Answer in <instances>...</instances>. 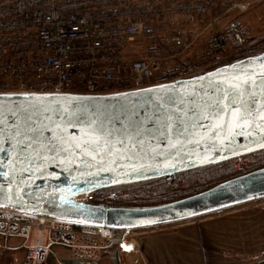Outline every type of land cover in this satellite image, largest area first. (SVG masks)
I'll list each match as a JSON object with an SVG mask.
<instances>
[{"label":"water","instance_id":"1","mask_svg":"<svg viewBox=\"0 0 264 264\" xmlns=\"http://www.w3.org/2000/svg\"><path fill=\"white\" fill-rule=\"evenodd\" d=\"M263 150L264 49L119 92L0 93V210L114 230L184 222L264 199V167L157 205L85 198Z\"/></svg>","mask_w":264,"mask_h":264},{"label":"built area","instance_id":"2","mask_svg":"<svg viewBox=\"0 0 264 264\" xmlns=\"http://www.w3.org/2000/svg\"><path fill=\"white\" fill-rule=\"evenodd\" d=\"M260 1L225 4L244 13ZM212 5L211 0H0V93H109L193 76V68L227 56V36L211 39L197 63L184 61L188 46L176 35L164 37L158 22L202 17ZM176 177L164 180L171 184ZM116 195L98 191L85 200L106 206ZM159 227L114 230L0 210V236L29 242L22 264H47L53 246L67 248L74 258L96 259L101 250L137 244Z\"/></svg>","mask_w":264,"mask_h":264},{"label":"crops","instance_id":"3","mask_svg":"<svg viewBox=\"0 0 264 264\" xmlns=\"http://www.w3.org/2000/svg\"><path fill=\"white\" fill-rule=\"evenodd\" d=\"M212 4V8L220 13L224 10L226 14L238 12L228 10L225 0ZM262 5L264 0L255 2L244 13L233 15L224 30L234 28L235 20ZM207 14L209 20L206 28L195 40L218 31L216 24L211 23L213 16L219 13L209 10ZM263 20L264 17L259 19ZM237 28L244 27L240 24ZM251 29L264 31V27L258 26ZM257 35L251 36L257 38ZM24 241L18 237L4 239L0 236V264H22L26 245L29 243ZM31 241L33 242L32 238ZM47 264H264V206L244 204L192 220L161 226L140 236L137 244L131 242L120 249L111 246L101 250L96 259L74 258L67 248L53 246Z\"/></svg>","mask_w":264,"mask_h":264},{"label":"trees","instance_id":"4","mask_svg":"<svg viewBox=\"0 0 264 264\" xmlns=\"http://www.w3.org/2000/svg\"><path fill=\"white\" fill-rule=\"evenodd\" d=\"M233 41L237 48L242 44L236 40ZM246 45L248 44H244L245 47L238 51L235 58H243L260 53L264 49V40L259 42L255 47L253 45L247 47ZM225 64L227 63L224 62L223 64L209 68L208 71ZM243 158L248 160V166L244 169L242 168L240 171L236 170L237 168L234 164L238 159L229 160L221 164L180 173L177 175L179 185L173 183L170 186L162 178L105 189L103 190L104 192L115 191L119 195L114 200L105 204L110 207H140L171 202L200 193L219 183L264 167V150ZM91 204L99 205L95 202Z\"/></svg>","mask_w":264,"mask_h":264},{"label":"rangeland","instance_id":"5","mask_svg":"<svg viewBox=\"0 0 264 264\" xmlns=\"http://www.w3.org/2000/svg\"><path fill=\"white\" fill-rule=\"evenodd\" d=\"M211 1L214 4L215 2H218V0H211ZM209 10H215L219 13L213 16L214 19L212 20V23H211V24H216V29L218 31L210 33L207 37L201 36L199 39L195 40L206 28L207 22L209 20V14H207ZM209 10L202 17H197V16H187L186 17L185 15H180L177 17L176 20L170 19L169 21H165L164 19L163 20L159 19V22H158L159 31L164 37L168 38L172 35H177L178 39H180V41H183L184 44L188 46L186 50L182 51L181 59L184 61L191 60L192 62L197 63V59L200 56H203V54L207 52L206 45L211 39H213L217 35H222V34L227 36V45L225 46L227 56H222L220 57L219 60L209 59V61L205 65L200 66V68H193L196 70V72L194 73L195 75L208 71L209 68L223 64L224 62L229 63V62L234 61L235 59H240V58H235V55L238 53V51H240L241 49L245 47L244 44H248L246 45L247 47L251 45L255 47L257 46V44H259V42L264 40V31H260L259 29H255V30L251 29V27L253 26L264 27V20L259 21V19L264 17V5L259 6L258 8L250 12L248 15H243L239 17L237 20H235L233 25H236L235 26L236 28L234 27L232 29H225V30L224 28L230 22L229 19L232 18L233 15L235 16L236 14H238V12L235 11L236 13L233 12V13L226 14L225 10L223 11V13H220V11L216 10V8L215 9L210 8ZM217 20L219 23H217ZM240 24L242 25V27L246 29L244 28L238 29L237 26ZM228 27L230 28V26ZM258 31L260 32L258 33ZM230 33H232L231 36H230ZM252 34H256V35L258 34L257 38L252 37L251 36ZM236 35L238 36L235 37ZM232 36L234 40L242 43L240 46H238V48L235 47L236 45L234 44ZM247 161L248 160L244 158H241L235 161L234 164L237 168L236 170L240 171L242 170V168L243 169L246 168L248 166ZM173 183L178 184L177 177L176 179H174ZM173 183H171L170 186H172ZM112 192H115V191H112ZM118 196L119 195H116V197ZM112 200H114V198H109L108 202ZM255 202L256 201H253V203H248V204H253V206L254 205L255 206L264 205V204H261V202L259 203L257 202L256 204H254Z\"/></svg>","mask_w":264,"mask_h":264},{"label":"snow or ice","instance_id":"6","mask_svg":"<svg viewBox=\"0 0 264 264\" xmlns=\"http://www.w3.org/2000/svg\"><path fill=\"white\" fill-rule=\"evenodd\" d=\"M237 87H238V85H237ZM228 97L227 96H225V99H227ZM250 103H255V100H252V101H250ZM245 114L246 115H248V116H251L252 115V113L250 112V111H248V109L247 108H245ZM237 115H239V113L237 112ZM241 119H242V117H241Z\"/></svg>","mask_w":264,"mask_h":264}]
</instances>
